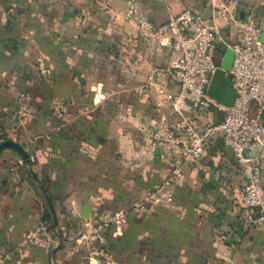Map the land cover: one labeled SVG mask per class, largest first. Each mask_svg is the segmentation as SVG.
<instances>
[{"label":"crops","instance_id":"obj_1","mask_svg":"<svg viewBox=\"0 0 264 264\" xmlns=\"http://www.w3.org/2000/svg\"><path fill=\"white\" fill-rule=\"evenodd\" d=\"M127 1L0 0V141L11 139L30 156L0 149V264H95L69 252L84 226L81 212L129 208L178 156L151 138L162 121H180L155 103L158 84L178 90L155 69L170 50L136 36L123 17ZM136 1L154 24L186 7L212 13L206 0ZM234 11L255 22L264 41V0H238ZM216 21L220 62L234 29L223 14ZM17 90L31 105L20 118ZM184 114L202 129L222 110L211 105ZM251 152L264 155V147L254 144ZM243 183L231 150L219 134L211 136L198 159L182 164L170 207L129 213L109 236L111 264H264V232L246 221L239 202ZM46 211L49 250L24 239Z\"/></svg>","mask_w":264,"mask_h":264},{"label":"built area","instance_id":"obj_2","mask_svg":"<svg viewBox=\"0 0 264 264\" xmlns=\"http://www.w3.org/2000/svg\"><path fill=\"white\" fill-rule=\"evenodd\" d=\"M211 8L210 18H204L192 8L186 7L172 13L160 23H152L138 9L136 0H128L123 11L125 20L135 26L136 36L154 39L156 48H169L167 63L157 71L166 74L178 85L177 91L158 84L155 103L171 108L179 117L176 124L166 119L151 132L152 141L177 151L173 165L162 180L134 199L129 208H116L90 212L83 217L84 226L69 243L71 254L83 252L95 264H111L108 238L121 228L129 215L142 214L148 205L170 207L174 200V185L182 175V164L196 160L204 152L208 139L219 134L222 142L232 152L235 163L244 177L239 202L244 208V217L250 225L261 226L264 232V155L251 152L254 144L264 147V120L260 118L264 99V41L260 39V27L251 20L236 16L238 0H206ZM109 5L105 3L107 9ZM227 17L228 25L234 29V40L225 44L233 50V60L227 76L236 97L231 105H224L206 91L211 74L219 65L215 58L218 39L217 16ZM17 117L30 111L31 105L25 95L17 90ZM255 104L256 110H252ZM216 106L222 110L221 119L206 124L202 129L185 116L184 111L192 107ZM93 198L92 195H90ZM72 213H77L75 208ZM25 241L49 250L53 236L50 223L40 221L27 232Z\"/></svg>","mask_w":264,"mask_h":264},{"label":"water","instance_id":"obj_3","mask_svg":"<svg viewBox=\"0 0 264 264\" xmlns=\"http://www.w3.org/2000/svg\"><path fill=\"white\" fill-rule=\"evenodd\" d=\"M210 15L211 14L203 17L210 18ZM232 60H233V50L231 48H226L223 51L219 65L215 68V70L211 74L210 81L206 89L207 93L212 98H214L216 101L224 105H231L236 97V93L231 88L230 79L227 76V71L231 67ZM6 146H12L16 150H18L23 160L25 161L30 160V156L26 153V151L22 148V146L19 143L11 139H5L0 141V149ZM81 214L82 216L86 217L88 215V211L84 209L81 212Z\"/></svg>","mask_w":264,"mask_h":264},{"label":"trees","instance_id":"obj_4","mask_svg":"<svg viewBox=\"0 0 264 264\" xmlns=\"http://www.w3.org/2000/svg\"><path fill=\"white\" fill-rule=\"evenodd\" d=\"M49 218H50V212L49 211H46L45 214H44L43 219L44 220H49Z\"/></svg>","mask_w":264,"mask_h":264},{"label":"rangeland","instance_id":"obj_5","mask_svg":"<svg viewBox=\"0 0 264 264\" xmlns=\"http://www.w3.org/2000/svg\"><path fill=\"white\" fill-rule=\"evenodd\" d=\"M217 62H219V60L216 59Z\"/></svg>","mask_w":264,"mask_h":264}]
</instances>
